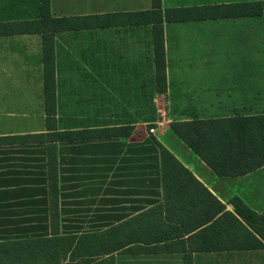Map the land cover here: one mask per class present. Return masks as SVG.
<instances>
[{
	"label": "crops",
	"instance_id": "obj_1",
	"mask_svg": "<svg viewBox=\"0 0 264 264\" xmlns=\"http://www.w3.org/2000/svg\"><path fill=\"white\" fill-rule=\"evenodd\" d=\"M256 2L263 0H161L157 11L163 21L166 91L160 93V111L165 130L152 135L148 130L136 133L135 127L129 137L58 143L61 235L100 233L162 204L158 144L227 210H234L230 201L239 197L264 214V166L244 177H218L171 129L173 123L194 119L264 115V17L180 20L172 13L166 19L168 11L178 9ZM153 11V0H49V24L63 26L77 18L98 21L96 28L64 26L48 32L56 80L58 69L82 71L81 77L91 82L95 78L103 92L127 86L130 95L138 85V71L152 69L156 74L154 25H137L134 18ZM42 17L41 0H0V117L22 116L19 103L45 100L43 36L23 30L26 22ZM106 17L127 22L105 26L101 22ZM61 53L66 58L70 54V60H61ZM34 134L40 133L0 131V138ZM50 206L48 145H0V243L50 237ZM186 255L192 264H264V250L111 254L63 264H186Z\"/></svg>",
	"mask_w": 264,
	"mask_h": 264
},
{
	"label": "trees",
	"instance_id": "obj_2",
	"mask_svg": "<svg viewBox=\"0 0 264 264\" xmlns=\"http://www.w3.org/2000/svg\"><path fill=\"white\" fill-rule=\"evenodd\" d=\"M161 0H153L156 11L136 14L137 25L153 24L154 63L160 93L166 91V58L163 45ZM42 19L24 24L25 33L42 34L45 64L46 132L18 137H1L0 145L43 143L48 145L51 233L48 238L0 243V264H63L87 257L111 254H164L175 250L223 252L264 250V214L253 211L241 198L230 201L233 211L214 197L169 150L158 144L164 179V202L106 231L80 236H63L59 226L58 143L129 137L117 129L96 136L90 130L59 131L56 119L55 71L51 68L54 49L45 37L49 23V0H41ZM177 19L264 17L263 2L224 5L205 9H178ZM97 18H77L87 21ZM75 20V19H74ZM105 26L118 25L124 17H106ZM65 29L64 26L60 27ZM175 134L218 177H244L264 166V115L217 120L194 119L171 124ZM110 132V133H109ZM187 238V239H186ZM186 240V241H185ZM188 249V250H187ZM186 264H192L186 255Z\"/></svg>",
	"mask_w": 264,
	"mask_h": 264
},
{
	"label": "rangeland",
	"instance_id": "obj_3",
	"mask_svg": "<svg viewBox=\"0 0 264 264\" xmlns=\"http://www.w3.org/2000/svg\"><path fill=\"white\" fill-rule=\"evenodd\" d=\"M107 21L101 22L106 24ZM98 21H81L71 19L65 23L67 29L96 28ZM45 37L49 38L48 33L53 28L59 29L60 23L45 24ZM61 60L66 58L65 53H61ZM71 55L67 57L70 60ZM148 65L153 67L148 63ZM55 71V81L57 82L56 92L52 95L57 101L58 129H86L96 136L106 134L110 130L117 129L121 134L132 132L137 127L140 133L149 130L162 123L160 85L156 81L155 71H138V85L131 87L128 95L127 86L107 87L103 92L101 87L96 84L95 78L92 82L82 78V71H69L58 69L56 80L55 56L50 66ZM71 74L73 78L70 77ZM45 98V91H41ZM134 93V95H132ZM124 95V96H122ZM23 114L17 117H0V131L10 133L11 131L33 134L45 131L46 117L45 100L41 102H24ZM4 113V112H2ZM135 123L136 125L127 126ZM71 131V130H70ZM110 133V132H109Z\"/></svg>",
	"mask_w": 264,
	"mask_h": 264
},
{
	"label": "built area",
	"instance_id": "obj_4",
	"mask_svg": "<svg viewBox=\"0 0 264 264\" xmlns=\"http://www.w3.org/2000/svg\"><path fill=\"white\" fill-rule=\"evenodd\" d=\"M165 130V125L163 123H159L157 127L149 130L150 134L156 135L158 133H162Z\"/></svg>",
	"mask_w": 264,
	"mask_h": 264
}]
</instances>
